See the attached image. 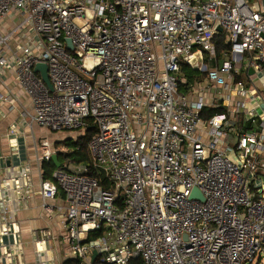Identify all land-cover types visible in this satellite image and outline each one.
I'll list each match as a JSON object with an SVG mask.
<instances>
[{
    "label": "built area",
    "instance_id": "2783aa9c",
    "mask_svg": "<svg viewBox=\"0 0 264 264\" xmlns=\"http://www.w3.org/2000/svg\"><path fill=\"white\" fill-rule=\"evenodd\" d=\"M182 63L204 76L188 81ZM0 84V100L21 105L43 207L61 215L60 264L261 263L264 0H0ZM89 119L91 167L105 185L48 146L74 134L73 147ZM31 174L28 163L8 171L20 201ZM9 199L1 184L0 231L22 254ZM51 235L34 233L39 251L52 253Z\"/></svg>",
    "mask_w": 264,
    "mask_h": 264
},
{
    "label": "crops",
    "instance_id": "0c3cea01",
    "mask_svg": "<svg viewBox=\"0 0 264 264\" xmlns=\"http://www.w3.org/2000/svg\"><path fill=\"white\" fill-rule=\"evenodd\" d=\"M8 74L7 87L13 94L19 93V90L12 83V74ZM257 86L261 87L260 83ZM3 92H5V87L0 84V93ZM28 104V99L23 98L22 105L27 111H29ZM260 108L258 107L259 110ZM20 111L19 102L0 100V185L2 184L7 188L10 198L7 202L11 211L10 217L17 226L18 243L20 240L22 244V254H19V245L13 248L9 246L13 242V237L0 231V264H38V253H41L40 259L42 261L53 256L56 264H60L62 218L61 215L48 213L43 207L34 152L30 138L25 133L26 125L23 121L25 119L20 117ZM27 163L32 168L33 183L28 198L25 201H20L19 193L15 192L12 182L9 181L8 171L10 167ZM53 203L55 205L62 203L60 194ZM46 230L52 234L47 241L52 253L49 250L39 251L38 246L40 244L37 245L33 238L34 233Z\"/></svg>",
    "mask_w": 264,
    "mask_h": 264
},
{
    "label": "trees",
    "instance_id": "16d2710c",
    "mask_svg": "<svg viewBox=\"0 0 264 264\" xmlns=\"http://www.w3.org/2000/svg\"><path fill=\"white\" fill-rule=\"evenodd\" d=\"M216 50H217V56L220 55L222 51H224L227 46L224 45L222 37L217 35L216 40ZM181 71L184 74V76L187 78L188 81H192L193 79H201L204 76V72L198 71L196 69L191 68L189 65L186 63L181 64ZM215 111V110H214ZM211 112V111H210ZM210 112H204L203 117H207V115L210 114ZM209 113V114H208ZM95 131V128L92 125V120H88V129L86 131V135L83 139L78 140L74 146L75 149L73 150V158H74V164L75 165H84L87 167V174L90 176H96L97 178H100L101 184L105 185V182H103V177L102 175L98 174L92 167H91V159H90V154H89V149H88V142L93 135ZM66 145L71 144L70 143H65ZM69 146V145H68ZM67 151V152H66ZM64 151H57L56 154L58 155V158L62 161H68L71 159L72 156V149L71 150H66ZM50 166L49 160H43L42 161V169L48 170ZM58 194L63 197L62 191H59ZM67 264V263H64Z\"/></svg>",
    "mask_w": 264,
    "mask_h": 264
},
{
    "label": "water",
    "instance_id": "95a60500",
    "mask_svg": "<svg viewBox=\"0 0 264 264\" xmlns=\"http://www.w3.org/2000/svg\"><path fill=\"white\" fill-rule=\"evenodd\" d=\"M217 31L221 32L222 31L221 27H218ZM66 43H67V46H68L69 49L73 48V46L71 45L70 39H66ZM34 70L35 71H39L41 73V76H42V79L44 80V82L48 85L49 88H52L51 84L49 82L48 76H47V67H46V65L42 64V63H38V64H36ZM51 160H52V162H53L55 167H60L61 166V163L59 162L56 154H52L51 155ZM195 197L199 198L200 200H204L203 195L198 191L197 188H193L192 192L190 194V198H195ZM95 255H96V252L94 251L93 254H92V259H94Z\"/></svg>",
    "mask_w": 264,
    "mask_h": 264
},
{
    "label": "rangeland",
    "instance_id": "374dc122",
    "mask_svg": "<svg viewBox=\"0 0 264 264\" xmlns=\"http://www.w3.org/2000/svg\"><path fill=\"white\" fill-rule=\"evenodd\" d=\"M28 110L31 112L32 111V107L30 105V102L28 100ZM25 130H26V134H29V129L27 126H25ZM28 137L30 138V135H28ZM75 135L74 134H67V135H59L56 136L54 140L49 141V148L50 150L54 151V153H56L57 151H66V150H71L72 149V153L73 150L75 149V146L71 144L66 145L65 143H70V141H72L74 139ZM30 142H31V146H32V141L30 138ZM34 152V149H33ZM67 152V151H66ZM254 264H256V261L254 262ZM260 264H264V257L261 259V263Z\"/></svg>",
    "mask_w": 264,
    "mask_h": 264
},
{
    "label": "bare ground",
    "instance_id": "6f19581e",
    "mask_svg": "<svg viewBox=\"0 0 264 264\" xmlns=\"http://www.w3.org/2000/svg\"><path fill=\"white\" fill-rule=\"evenodd\" d=\"M189 61L191 62V64H193L194 66H200V57H199V53H196L192 56L189 57ZM49 146V143H48ZM43 160H48L47 158L43 159Z\"/></svg>",
    "mask_w": 264,
    "mask_h": 264
}]
</instances>
